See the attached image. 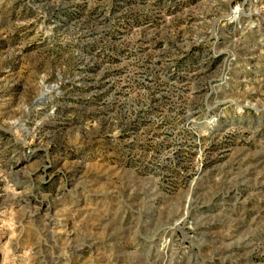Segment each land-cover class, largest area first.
I'll use <instances>...</instances> for the list:
<instances>
[{
	"label": "rangeland",
	"instance_id": "374dc122",
	"mask_svg": "<svg viewBox=\"0 0 264 264\" xmlns=\"http://www.w3.org/2000/svg\"><path fill=\"white\" fill-rule=\"evenodd\" d=\"M0 264H264V0H0Z\"/></svg>",
	"mask_w": 264,
	"mask_h": 264
}]
</instances>
